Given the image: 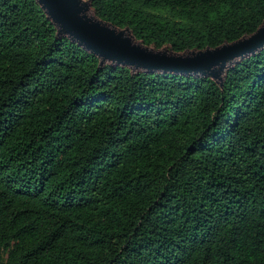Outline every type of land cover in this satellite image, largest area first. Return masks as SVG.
<instances>
[{"label": "trees", "instance_id": "trees-1", "mask_svg": "<svg viewBox=\"0 0 264 264\" xmlns=\"http://www.w3.org/2000/svg\"><path fill=\"white\" fill-rule=\"evenodd\" d=\"M186 56L264 24V0H83ZM0 264H264V44L208 71L86 49L0 0Z\"/></svg>", "mask_w": 264, "mask_h": 264}, {"label": "water", "instance_id": "water-1", "mask_svg": "<svg viewBox=\"0 0 264 264\" xmlns=\"http://www.w3.org/2000/svg\"><path fill=\"white\" fill-rule=\"evenodd\" d=\"M47 14L66 33L102 60L112 59L136 67L173 71H208L264 44V24L250 37L211 50L192 52L186 56L155 52L134 44L122 33H117L84 14L83 0H38Z\"/></svg>", "mask_w": 264, "mask_h": 264}]
</instances>
